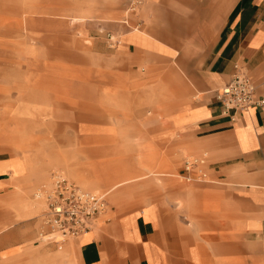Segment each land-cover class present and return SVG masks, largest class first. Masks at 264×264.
<instances>
[{"label": "crops", "instance_id": "1", "mask_svg": "<svg viewBox=\"0 0 264 264\" xmlns=\"http://www.w3.org/2000/svg\"><path fill=\"white\" fill-rule=\"evenodd\" d=\"M124 20L136 27L122 30L115 55L96 57L106 67L115 58L144 67L139 78L144 88L135 102L143 132L137 155L131 153L135 144L119 142L127 129L117 115H128L129 109L115 88H104L98 99L107 122L87 127L95 132L90 144L105 158L48 151L31 128H22L20 117L30 114L24 100L16 103L12 128L0 133V151L12 152L0 154V197L3 181H17L16 189L0 198L5 208L0 231L39 215L43 201L33 198V190L49 186L48 171L58 166L83 190L106 187L114 204L108 202L95 230L60 244L44 238L60 250L35 241L0 245V264H55L67 255L66 243L80 264H264V104L224 113L214 97L238 64L253 82L256 99L264 98V0H143L138 13ZM104 80L127 81L123 74L95 81ZM167 142L177 156L185 151L200 156L189 169L185 160L180 176L187 182L209 177L215 185L184 187L176 195L188 210L200 200L217 210L214 220L197 218L191 225L175 212L174 192L170 200L140 193L139 207L123 208L132 198L126 195L131 183L167 175L155 165Z\"/></svg>", "mask_w": 264, "mask_h": 264}, {"label": "rangeland", "instance_id": "2", "mask_svg": "<svg viewBox=\"0 0 264 264\" xmlns=\"http://www.w3.org/2000/svg\"><path fill=\"white\" fill-rule=\"evenodd\" d=\"M141 1L134 12H128L129 3L126 5L125 0H0V74L7 77L0 79V89L9 93L0 94V133L12 128L16 103L24 100L30 103V114L20 117L22 128H31V133L46 144L48 151L66 158L91 159L94 154L98 159L105 158V153L98 152L101 148L90 144V138L95 132L87 127L107 122L106 115L101 113L102 105L98 99L104 88H115L119 99L127 102L129 109L128 115H117L120 122H126L127 129L119 137V142L135 144L131 147V153L137 155L140 150L136 143L142 141L143 132L139 130L142 117L137 115L135 102L144 88L139 83L144 67L129 59L122 62L120 58H115L111 66L106 67L96 56L98 54L99 58L104 59V56L115 55L122 30L135 26L129 22L128 28L122 21L129 14L138 13L143 4ZM109 35L114 46H110ZM126 56H130L129 53ZM112 74L125 75L126 83L95 81L100 76ZM6 102L9 104L4 105ZM122 118L126 120L122 121ZM151 149L153 151V147ZM0 154L11 156L12 152L3 150ZM159 154L160 161L155 165L167 175L157 176L154 180L153 176H148L131 183L133 185L126 195L132 198L123 208L139 207L141 204L135 197L140 193H147L151 200L160 197L170 200L174 192L175 212L187 218L191 225L197 218H217L218 211L206 209L201 200L188 210L180 194L176 195V191L184 187L194 189L215 185L208 182L209 177H206L205 182H187L180 176L184 161L200 156L187 151L177 156L168 142L161 146ZM55 168L58 169L51 168L48 171V176L53 170L61 169L60 166ZM16 184L17 181L13 179L3 181V195L0 198L3 199L5 193L15 190ZM41 186L33 190V193L40 192L43 197L39 215L19 219L14 226L0 231V245L14 241L19 245L35 241L34 244L42 245L43 249H61L55 244L46 243V239L41 237V233L47 232L42 216L45 196L50 188ZM98 191L107 192L106 187ZM110 195L107 194V199L111 205L114 203ZM66 247H69L67 255L55 264H80L76 250L67 243L63 244L62 249Z\"/></svg>", "mask_w": 264, "mask_h": 264}, {"label": "built area", "instance_id": "3", "mask_svg": "<svg viewBox=\"0 0 264 264\" xmlns=\"http://www.w3.org/2000/svg\"><path fill=\"white\" fill-rule=\"evenodd\" d=\"M141 0H129L128 12H134ZM127 20H124L126 24ZM110 46H114L113 40ZM215 99L221 104L224 113L232 110H247L251 106L264 104V98L256 99L255 87L246 71L238 64L230 80L214 92ZM231 119H234L231 116ZM197 159L186 160L189 169ZM50 188L45 196L43 224L47 227L41 237L51 238L57 243H64L80 235L97 229L99 218L107 210L108 192L87 191L81 189L60 170H53L50 175Z\"/></svg>", "mask_w": 264, "mask_h": 264}, {"label": "bare ground", "instance_id": "4", "mask_svg": "<svg viewBox=\"0 0 264 264\" xmlns=\"http://www.w3.org/2000/svg\"><path fill=\"white\" fill-rule=\"evenodd\" d=\"M60 171H62V170H60ZM62 172H63V171H62ZM63 173H64V172H63ZM50 175H51V173H50ZM64 175H65V174H64ZM65 176H66V175H65ZM66 177H67V176H66ZM67 178H68V177H67ZM49 182H50V184H51L50 177H49ZM50 184H49V186H50ZM40 189H41V188H40ZM40 189H39V190H40ZM26 194H27V193H26ZM26 194H25V195H26ZM33 194H34V196H33L34 199H41V198H43L40 192H34ZM27 195H28V194H27ZM42 222H43V216H42ZM45 238H46V237H45Z\"/></svg>", "mask_w": 264, "mask_h": 264}]
</instances>
